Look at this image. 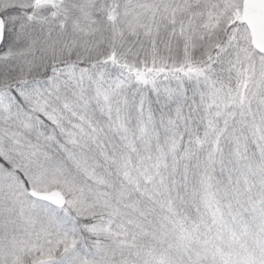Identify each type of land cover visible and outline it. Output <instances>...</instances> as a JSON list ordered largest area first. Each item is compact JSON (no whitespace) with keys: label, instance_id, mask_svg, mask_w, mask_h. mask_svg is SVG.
<instances>
[{"label":"snow or ice","instance_id":"snow-or-ice-1","mask_svg":"<svg viewBox=\"0 0 264 264\" xmlns=\"http://www.w3.org/2000/svg\"><path fill=\"white\" fill-rule=\"evenodd\" d=\"M0 264H264V0H0Z\"/></svg>","mask_w":264,"mask_h":264}]
</instances>
